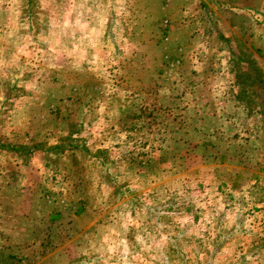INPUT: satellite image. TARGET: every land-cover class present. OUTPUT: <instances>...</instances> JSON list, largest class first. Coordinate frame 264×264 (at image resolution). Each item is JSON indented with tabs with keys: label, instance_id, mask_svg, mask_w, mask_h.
I'll list each match as a JSON object with an SVG mask.
<instances>
[{
	"label": "rangeland",
	"instance_id": "374dc122",
	"mask_svg": "<svg viewBox=\"0 0 264 264\" xmlns=\"http://www.w3.org/2000/svg\"><path fill=\"white\" fill-rule=\"evenodd\" d=\"M0 264H264V0H0Z\"/></svg>",
	"mask_w": 264,
	"mask_h": 264
},
{
	"label": "crops",
	"instance_id": "0c3cea01",
	"mask_svg": "<svg viewBox=\"0 0 264 264\" xmlns=\"http://www.w3.org/2000/svg\"><path fill=\"white\" fill-rule=\"evenodd\" d=\"M165 6H167V4L165 5ZM168 7H169V5H168ZM160 9L162 10V11H164V9H165V7H163L162 6V4H160ZM167 9H165V11H166ZM167 12V11H166ZM187 16H190L188 13H187ZM165 18H164V20H163V22L165 23V25L167 24V27H169V31H167L168 33H169V37H170V34L172 33V31H170V26L168 25V23H169V15H167V16H164ZM206 18L207 17H205L204 16V19H202V18H197L196 19V24H194V28H193V32H192V34H190V37L188 38L189 39V41L188 42H185V47L183 48L184 49V51L182 50V48L180 47L179 48V50H178V55H176V58H174V61H170V64H165V66H164V68H168V69H171V70H178V72H179V70H182V67H183V65H184V63L185 62H187L188 61V59H190L191 58V54H192V52L194 51V49H195V45H196V43L197 44H199L200 45V43H199V39L200 38H202V37H205V30H204V28L201 26V24L206 20ZM162 22V23H163ZM186 24V23H185ZM161 25H163V24H161ZM163 27V26H162ZM196 28H198V29H196ZM163 29V28H162ZM206 29V28H205ZM165 41H164V40ZM163 41L164 42H167L168 41V39L166 40L165 39V36L163 37ZM197 66L198 65H195L194 66V63L192 64V66L190 67V68H197ZM180 74V73H179Z\"/></svg>",
	"mask_w": 264,
	"mask_h": 264
}]
</instances>
